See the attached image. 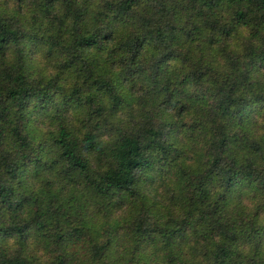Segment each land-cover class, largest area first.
Listing matches in <instances>:
<instances>
[{"label": "clouds", "instance_id": "clouds-1", "mask_svg": "<svg viewBox=\"0 0 264 264\" xmlns=\"http://www.w3.org/2000/svg\"><path fill=\"white\" fill-rule=\"evenodd\" d=\"M0 264H264V0H0Z\"/></svg>", "mask_w": 264, "mask_h": 264}, {"label": "trees", "instance_id": "trees-1", "mask_svg": "<svg viewBox=\"0 0 264 264\" xmlns=\"http://www.w3.org/2000/svg\"><path fill=\"white\" fill-rule=\"evenodd\" d=\"M0 195H2V193H0Z\"/></svg>", "mask_w": 264, "mask_h": 264}]
</instances>
